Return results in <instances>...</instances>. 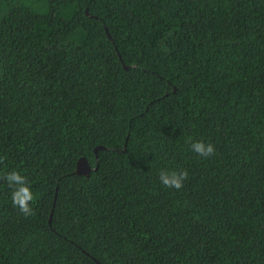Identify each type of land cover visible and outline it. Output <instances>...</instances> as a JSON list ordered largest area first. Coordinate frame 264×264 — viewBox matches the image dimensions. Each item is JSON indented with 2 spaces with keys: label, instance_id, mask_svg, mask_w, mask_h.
<instances>
[{
  "label": "trees",
  "instance_id": "trees-1",
  "mask_svg": "<svg viewBox=\"0 0 264 264\" xmlns=\"http://www.w3.org/2000/svg\"><path fill=\"white\" fill-rule=\"evenodd\" d=\"M0 156V264H264V0H0Z\"/></svg>",
  "mask_w": 264,
  "mask_h": 264
},
{
  "label": "clouds",
  "instance_id": "clouds-1",
  "mask_svg": "<svg viewBox=\"0 0 264 264\" xmlns=\"http://www.w3.org/2000/svg\"><path fill=\"white\" fill-rule=\"evenodd\" d=\"M189 147L201 158H210L216 154L213 144L205 143L203 140H193L188 138ZM6 159L5 156H0V162ZM2 178L9 189H11L12 205L19 209L25 216H34L36 213L32 207L34 194L30 187V181L27 176L22 175L20 171H8ZM159 181L166 188H174L180 190L184 186V181L188 179V171L186 169L179 170H164L159 171Z\"/></svg>",
  "mask_w": 264,
  "mask_h": 264
},
{
  "label": "water",
  "instance_id": "water-1",
  "mask_svg": "<svg viewBox=\"0 0 264 264\" xmlns=\"http://www.w3.org/2000/svg\"><path fill=\"white\" fill-rule=\"evenodd\" d=\"M102 147H104V146H102V145L96 146L95 151L97 148H102ZM95 157H97V154ZM94 168H96V166ZM90 169H91V166L88 164L86 158L80 157V158H78V160L76 162V166L72 172H74V173H86L87 174Z\"/></svg>",
  "mask_w": 264,
  "mask_h": 264
}]
</instances>
